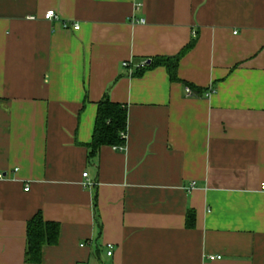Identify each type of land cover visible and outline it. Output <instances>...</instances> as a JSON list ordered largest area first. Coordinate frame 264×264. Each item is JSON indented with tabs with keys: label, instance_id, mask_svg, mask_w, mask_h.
Here are the masks:
<instances>
[{
	"label": "crops",
	"instance_id": "obj_1",
	"mask_svg": "<svg viewBox=\"0 0 264 264\" xmlns=\"http://www.w3.org/2000/svg\"><path fill=\"white\" fill-rule=\"evenodd\" d=\"M136 1L0 0V264L38 211L39 264H264V0ZM106 94L125 145L89 157Z\"/></svg>",
	"mask_w": 264,
	"mask_h": 264
},
{
	"label": "trees",
	"instance_id": "obj_2",
	"mask_svg": "<svg viewBox=\"0 0 264 264\" xmlns=\"http://www.w3.org/2000/svg\"><path fill=\"white\" fill-rule=\"evenodd\" d=\"M196 35L190 42L173 56H153L150 62L144 65L136 72L141 73L143 70L163 67L169 75L171 81H180L178 78V63L184 53L193 48ZM189 85V84H187ZM193 92H201V88L190 85ZM128 123L127 106L124 103L113 102L106 94L97 101L95 121L92 131V139L86 144L89 150L88 156L94 154L101 146H124L126 138V128ZM195 214L193 210L186 213V226L193 227L195 224ZM26 247L25 261L30 264H39L42 260V248L52 246L59 240L60 224L56 221H47L40 211L36 212L26 222Z\"/></svg>",
	"mask_w": 264,
	"mask_h": 264
},
{
	"label": "built area",
	"instance_id": "obj_3",
	"mask_svg": "<svg viewBox=\"0 0 264 264\" xmlns=\"http://www.w3.org/2000/svg\"><path fill=\"white\" fill-rule=\"evenodd\" d=\"M142 1H143V0H137V1H136V6H137V7L140 6L141 3H142ZM54 18H57V15H56L55 11H53V10H48V11L45 12V14H44V19L51 20V19H54ZM143 21H144V20H142V22H143ZM78 27H79V25H78L77 23H75V24L72 26V29L75 30V29H78ZM123 65H124V66H128V62H126V61L123 62ZM143 65H144V64H141L140 67H141V66L143 67ZM210 92H212V90H210L209 93H208L207 95H209ZM186 93H187L188 95H191V89L187 87V88H186ZM123 136L126 138V134H123ZM112 147H114L115 150H119V151H123V148H124V147H122V146H116V145H115V146H112ZM86 175H87V173L84 172V173H83V176L86 177ZM3 177H4V175H3L2 173H0V178H3ZM84 185L87 186V187H91L93 184H92V182L88 181V182L84 183ZM192 185H193V184H192ZM263 187H264V184H263ZM25 190H28V187H26ZM111 249H112V247H111L110 245H108V250H107V251H108V252H107V255H108V256H110V255L112 254ZM220 257H221L220 255H217L216 257H215V256H210L209 259H210V260H216V259H219Z\"/></svg>",
	"mask_w": 264,
	"mask_h": 264
}]
</instances>
